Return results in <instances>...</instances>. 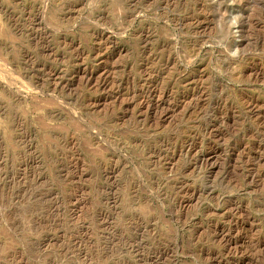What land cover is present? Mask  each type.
<instances>
[{
  "label": "rangeland",
  "instance_id": "1",
  "mask_svg": "<svg viewBox=\"0 0 264 264\" xmlns=\"http://www.w3.org/2000/svg\"><path fill=\"white\" fill-rule=\"evenodd\" d=\"M0 264H264V0H0Z\"/></svg>",
  "mask_w": 264,
  "mask_h": 264
}]
</instances>
